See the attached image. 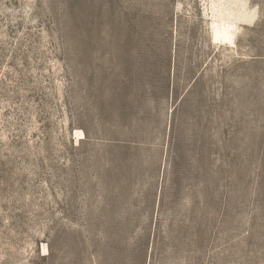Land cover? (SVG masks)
I'll return each mask as SVG.
<instances>
[{"label": "rangeland", "instance_id": "obj_1", "mask_svg": "<svg viewBox=\"0 0 264 264\" xmlns=\"http://www.w3.org/2000/svg\"><path fill=\"white\" fill-rule=\"evenodd\" d=\"M0 264H264V0H0Z\"/></svg>", "mask_w": 264, "mask_h": 264}, {"label": "crops", "instance_id": "obj_2", "mask_svg": "<svg viewBox=\"0 0 264 264\" xmlns=\"http://www.w3.org/2000/svg\"><path fill=\"white\" fill-rule=\"evenodd\" d=\"M212 39H213V43L214 44H220V45H229V42H230V32L223 28L222 30H219L217 31L216 33V30L212 33ZM194 83V80L190 83V85L187 87V89L184 90V92L179 96L178 98V102L183 100V99H189L190 96L187 94L189 89L191 88L192 84ZM167 97H173V93L171 91V88H168V94H167ZM189 111H192L194 112L195 111V106H194V102H191V105L188 106V108H186V111L184 112H189ZM189 116V117H188ZM201 122H198L197 123V120H196V116L195 115H187L185 114V118H184V128L185 129V134L186 135H191V136H199L201 135V133H204L206 132L205 131V128L206 126H208V135H210V120L208 121V124L206 125L205 123H202L200 124ZM200 127H203V131L200 132L199 128ZM209 140V139H208Z\"/></svg>", "mask_w": 264, "mask_h": 264}]
</instances>
